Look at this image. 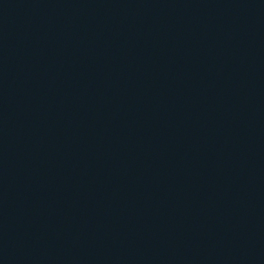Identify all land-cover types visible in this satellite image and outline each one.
I'll use <instances>...</instances> for the list:
<instances>
[{"label":"water","instance_id":"1","mask_svg":"<svg viewBox=\"0 0 264 264\" xmlns=\"http://www.w3.org/2000/svg\"><path fill=\"white\" fill-rule=\"evenodd\" d=\"M0 264H264V0H0Z\"/></svg>","mask_w":264,"mask_h":264}]
</instances>
